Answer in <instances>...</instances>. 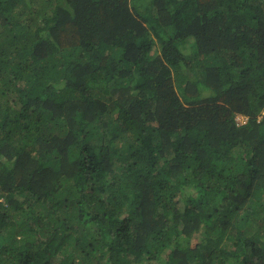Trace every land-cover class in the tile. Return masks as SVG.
I'll return each instance as SVG.
<instances>
[{
	"label": "trees",
	"instance_id": "1",
	"mask_svg": "<svg viewBox=\"0 0 264 264\" xmlns=\"http://www.w3.org/2000/svg\"><path fill=\"white\" fill-rule=\"evenodd\" d=\"M0 264H264V0H0Z\"/></svg>",
	"mask_w": 264,
	"mask_h": 264
},
{
	"label": "rangeland",
	"instance_id": "2",
	"mask_svg": "<svg viewBox=\"0 0 264 264\" xmlns=\"http://www.w3.org/2000/svg\"><path fill=\"white\" fill-rule=\"evenodd\" d=\"M194 47H195L194 41L192 42L190 40V41H187V44H182L181 49H182V52H185V53H189L190 52L191 53V52H195V48ZM177 65H180L182 68L188 67V65H186V63L183 60L179 59V58L177 60ZM135 80H138V79L135 78ZM237 119L240 122H244V117L242 115H238ZM192 240H193L192 241L193 245L196 246L197 243L201 242L200 234L199 235L197 234Z\"/></svg>",
	"mask_w": 264,
	"mask_h": 264
},
{
	"label": "clouds",
	"instance_id": "3",
	"mask_svg": "<svg viewBox=\"0 0 264 264\" xmlns=\"http://www.w3.org/2000/svg\"><path fill=\"white\" fill-rule=\"evenodd\" d=\"M135 78L138 79V80H140L139 75H137V74L134 73V75L132 76V79H135Z\"/></svg>",
	"mask_w": 264,
	"mask_h": 264
}]
</instances>
